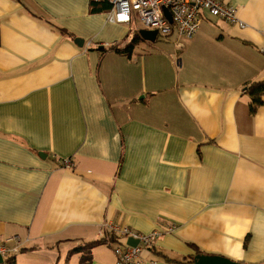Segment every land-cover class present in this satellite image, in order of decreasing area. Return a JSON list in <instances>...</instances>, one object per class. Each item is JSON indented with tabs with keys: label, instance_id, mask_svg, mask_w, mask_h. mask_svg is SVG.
Instances as JSON below:
<instances>
[{
	"label": "crops",
	"instance_id": "0c3cea01",
	"mask_svg": "<svg viewBox=\"0 0 264 264\" xmlns=\"http://www.w3.org/2000/svg\"><path fill=\"white\" fill-rule=\"evenodd\" d=\"M220 1L247 26L204 12L190 39L124 51L141 28L106 1L0 0V241L22 242L6 264H114L112 226L174 227L144 264H264V93L251 113L246 91L264 0ZM94 240L89 262L69 254Z\"/></svg>",
	"mask_w": 264,
	"mask_h": 264
},
{
	"label": "built area",
	"instance_id": "2783aa9c",
	"mask_svg": "<svg viewBox=\"0 0 264 264\" xmlns=\"http://www.w3.org/2000/svg\"><path fill=\"white\" fill-rule=\"evenodd\" d=\"M106 1L110 5L107 20L114 23L140 24L144 29L156 30L157 35L168 38L175 34L178 42L192 38L200 27L204 12L241 28L247 25L238 17V8L220 0H94ZM169 12L171 21L165 14ZM72 167L69 159L63 161ZM114 232V264H144L143 253L150 250L164 234L174 231L173 226L154 229L148 233L132 230L127 226H112ZM128 238L137 241L136 245L127 244ZM22 247L17 235L8 236L0 241V257L6 264L7 258L15 255ZM154 263V260L148 261Z\"/></svg>",
	"mask_w": 264,
	"mask_h": 264
},
{
	"label": "trees",
	"instance_id": "16d2710c",
	"mask_svg": "<svg viewBox=\"0 0 264 264\" xmlns=\"http://www.w3.org/2000/svg\"><path fill=\"white\" fill-rule=\"evenodd\" d=\"M92 3H98V1L91 0ZM105 2V1H102ZM107 9H110V5ZM141 40L138 33L133 34V36L130 38V40L126 43L124 46V51H130L133 46ZM250 96V104H249V110L251 113H253L256 110V107L259 106V104L262 102L261 95L264 93V81H256L250 83L249 87L246 89ZM101 243V240H94L89 242H84L82 244H79L75 247H73L71 250H69V254L75 253V252H81V263H87L91 260V248L95 246L96 244ZM12 259V256L7 258V261H10ZM193 263V262H192Z\"/></svg>",
	"mask_w": 264,
	"mask_h": 264
},
{
	"label": "water",
	"instance_id": "95a60500",
	"mask_svg": "<svg viewBox=\"0 0 264 264\" xmlns=\"http://www.w3.org/2000/svg\"><path fill=\"white\" fill-rule=\"evenodd\" d=\"M166 16L168 17V20L171 21V17L169 15V12L164 9ZM138 35L142 40L153 42L155 41L157 37V31L156 30H150V29H144L141 28L138 30ZM77 44L80 46L83 45V40L77 38L75 40ZM137 241L131 238H128L127 244L129 245H136ZM2 258L0 257V263H2ZM192 264H246L240 261H234L227 257L221 256V255H215V254H203V253H197L192 258Z\"/></svg>",
	"mask_w": 264,
	"mask_h": 264
},
{
	"label": "rangeland",
	"instance_id": "374dc122",
	"mask_svg": "<svg viewBox=\"0 0 264 264\" xmlns=\"http://www.w3.org/2000/svg\"><path fill=\"white\" fill-rule=\"evenodd\" d=\"M135 25L142 28V26L138 23ZM51 255H53L54 258H57L56 259L57 264H64V258H65V250L64 249H61L59 252L55 250L53 253L52 252H38V255H36V257L29 255L27 257L20 258V261L25 262L27 264H39L40 258H42L43 256H51ZM59 255H60V257H58ZM7 264H11V263H7Z\"/></svg>",
	"mask_w": 264,
	"mask_h": 264
}]
</instances>
